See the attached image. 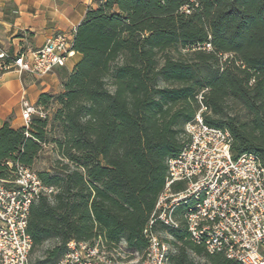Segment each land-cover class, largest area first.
Wrapping results in <instances>:
<instances>
[{"label":"trees","instance_id":"16d2710c","mask_svg":"<svg viewBox=\"0 0 264 264\" xmlns=\"http://www.w3.org/2000/svg\"><path fill=\"white\" fill-rule=\"evenodd\" d=\"M72 48L82 57L62 73L63 91L36 103L53 107L52 116L0 127L4 180L16 163L34 169L54 135L59 158L53 172L38 174L56 192L31 206V254L50 239L58 240L50 264L71 240L109 248L124 240L142 253L167 161L187 142L201 94L206 123L230 132L233 156L255 153L264 165V0H101L76 27ZM158 228L171 234L170 264H239L208 253L183 224Z\"/></svg>","mask_w":264,"mask_h":264},{"label":"built area","instance_id":"2783aa9c","mask_svg":"<svg viewBox=\"0 0 264 264\" xmlns=\"http://www.w3.org/2000/svg\"><path fill=\"white\" fill-rule=\"evenodd\" d=\"M74 33L58 32L40 48L17 53L13 61L0 50V66L38 77L50 74L74 56ZM198 100L200 109L185 126L187 142L167 161L164 190L144 228L147 248L140 253L130 251L124 240L112 248L101 240H71L56 264H170L171 250L157 224L169 229L183 224L189 238L210 254L223 253L239 264H264V165L255 153L234 157L230 132L206 123L202 94ZM35 115L45 118L47 112L23 98L24 126L29 127ZM13 168L12 179H0V264H30L31 206L56 189L29 166L16 163Z\"/></svg>","mask_w":264,"mask_h":264},{"label":"crops","instance_id":"0c3cea01","mask_svg":"<svg viewBox=\"0 0 264 264\" xmlns=\"http://www.w3.org/2000/svg\"><path fill=\"white\" fill-rule=\"evenodd\" d=\"M100 1L2 0L0 50L13 61L19 52L40 48L54 34L75 30L86 12L90 8H97ZM81 57L80 53L75 52L67 60L66 66L42 77L29 72L21 73L17 69L0 72V127L5 121H9L13 128L24 126L21 117L23 98L36 104L42 93L62 92V73L72 71Z\"/></svg>","mask_w":264,"mask_h":264},{"label":"rangeland","instance_id":"374dc122","mask_svg":"<svg viewBox=\"0 0 264 264\" xmlns=\"http://www.w3.org/2000/svg\"><path fill=\"white\" fill-rule=\"evenodd\" d=\"M219 57L221 59V62H224L227 59L228 54H223ZM4 71L7 70L3 69V67L0 66V72H4ZM48 112L49 115L52 116L54 112L53 107H50ZM53 136H54L53 134L49 135L48 138L50 141L44 144L43 150L41 151L39 158L36 160L33 166L34 170L37 172L43 170H48L50 172H53L52 168L54 165H56V161L59 158L55 150L54 144L51 142ZM157 231L162 241L167 243V245L169 246L172 252L174 250V247L171 245V243H169L170 240L172 239L170 232L161 228H158ZM56 244H58L57 239H50L46 241L42 246L35 248V250L31 254L30 264H50L49 262H47V259L49 257L48 251L52 250L54 246H56ZM196 260L203 261V259L200 257H197Z\"/></svg>","mask_w":264,"mask_h":264}]
</instances>
